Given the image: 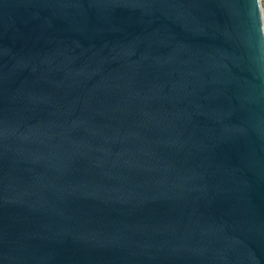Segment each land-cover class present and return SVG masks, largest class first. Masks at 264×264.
<instances>
[{"label":"water","instance_id":"water-1","mask_svg":"<svg viewBox=\"0 0 264 264\" xmlns=\"http://www.w3.org/2000/svg\"><path fill=\"white\" fill-rule=\"evenodd\" d=\"M0 264H264L262 0H0Z\"/></svg>","mask_w":264,"mask_h":264},{"label":"trees","instance_id":"trees-1","mask_svg":"<svg viewBox=\"0 0 264 264\" xmlns=\"http://www.w3.org/2000/svg\"><path fill=\"white\" fill-rule=\"evenodd\" d=\"M262 5H263V9H264V0H262Z\"/></svg>","mask_w":264,"mask_h":264}]
</instances>
